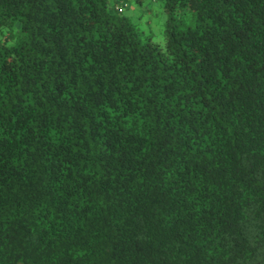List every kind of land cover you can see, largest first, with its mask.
Returning <instances> with one entry per match:
<instances>
[{
  "label": "trees",
  "instance_id": "1",
  "mask_svg": "<svg viewBox=\"0 0 264 264\" xmlns=\"http://www.w3.org/2000/svg\"><path fill=\"white\" fill-rule=\"evenodd\" d=\"M154 1L0 0V264H264V0Z\"/></svg>",
  "mask_w": 264,
  "mask_h": 264
},
{
  "label": "rangeland",
  "instance_id": "2",
  "mask_svg": "<svg viewBox=\"0 0 264 264\" xmlns=\"http://www.w3.org/2000/svg\"><path fill=\"white\" fill-rule=\"evenodd\" d=\"M131 4V8L124 11L125 16L133 21L146 39L151 38L156 44L164 45V24L167 15L161 4L154 0H144L143 7H140L137 0H132ZM145 8L151 9V12L145 14Z\"/></svg>",
  "mask_w": 264,
  "mask_h": 264
}]
</instances>
